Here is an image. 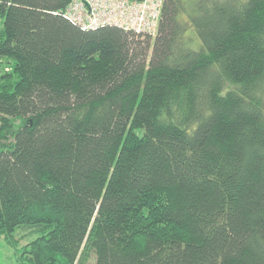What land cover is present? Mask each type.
<instances>
[{"label":"trees","instance_id":"1","mask_svg":"<svg viewBox=\"0 0 264 264\" xmlns=\"http://www.w3.org/2000/svg\"><path fill=\"white\" fill-rule=\"evenodd\" d=\"M71 2L0 0V240L19 264H264V0H165L155 36Z\"/></svg>","mask_w":264,"mask_h":264},{"label":"built area","instance_id":"2","mask_svg":"<svg viewBox=\"0 0 264 264\" xmlns=\"http://www.w3.org/2000/svg\"><path fill=\"white\" fill-rule=\"evenodd\" d=\"M165 0H72L64 12L83 30L111 26L138 35L157 33Z\"/></svg>","mask_w":264,"mask_h":264},{"label":"rangeland","instance_id":"3","mask_svg":"<svg viewBox=\"0 0 264 264\" xmlns=\"http://www.w3.org/2000/svg\"><path fill=\"white\" fill-rule=\"evenodd\" d=\"M186 2V6L190 10L191 6L197 1V0H183ZM4 18L0 14V35L2 34L4 30ZM192 30V31H191ZM190 33H194L196 37V44L193 46L195 50H199L200 48V41L196 35V32L193 30L192 26H190V29L188 30ZM190 35V34H189ZM155 36V35H154ZM6 60H0V75H2L5 72V68L8 67L5 65ZM40 235L38 233H29L27 234L24 241L20 243V248L22 246H26L29 243L35 241ZM20 253V251H18ZM18 252H15V249L10 247L9 244L4 241V239L0 240V264H19L20 257L18 255Z\"/></svg>","mask_w":264,"mask_h":264},{"label":"bare ground","instance_id":"4","mask_svg":"<svg viewBox=\"0 0 264 264\" xmlns=\"http://www.w3.org/2000/svg\"><path fill=\"white\" fill-rule=\"evenodd\" d=\"M117 28V27H116Z\"/></svg>","mask_w":264,"mask_h":264}]
</instances>
